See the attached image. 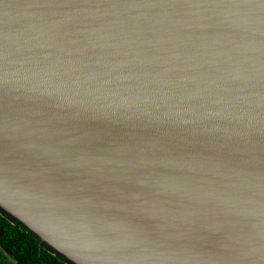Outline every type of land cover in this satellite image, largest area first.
<instances>
[{"label":"water","instance_id":"95a60500","mask_svg":"<svg viewBox=\"0 0 264 264\" xmlns=\"http://www.w3.org/2000/svg\"><path fill=\"white\" fill-rule=\"evenodd\" d=\"M0 211L68 264H264V0H0Z\"/></svg>","mask_w":264,"mask_h":264},{"label":"trees","instance_id":"16d2710c","mask_svg":"<svg viewBox=\"0 0 264 264\" xmlns=\"http://www.w3.org/2000/svg\"><path fill=\"white\" fill-rule=\"evenodd\" d=\"M0 264H68L0 211Z\"/></svg>","mask_w":264,"mask_h":264}]
</instances>
